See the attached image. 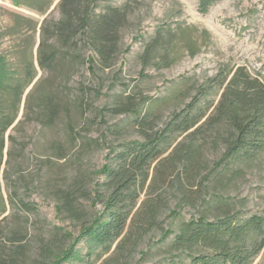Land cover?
Listing matches in <instances>:
<instances>
[{
	"label": "rangeland",
	"instance_id": "1",
	"mask_svg": "<svg viewBox=\"0 0 264 264\" xmlns=\"http://www.w3.org/2000/svg\"><path fill=\"white\" fill-rule=\"evenodd\" d=\"M58 1L0 0V77L5 72L19 78L27 62L37 74L25 90L28 99L17 125L6 134L10 140L0 180L7 205L0 217V247L6 254L21 247L27 264L55 228L76 233L78 226L55 211L60 197L67 191L87 193L109 148L141 141L139 118L159 129L206 80L237 67L264 84V0H217L206 13L197 11L195 0H103L101 7L127 6L129 20L116 63L98 78L85 65L66 69L56 63L51 71L38 67L40 49H58L49 34L59 18ZM154 39L159 48L148 59L145 45ZM37 93L46 96L47 115H38ZM219 94L214 90L204 106L215 104ZM119 108L136 113L118 114ZM205 155L216 160L219 152ZM222 195L245 216L264 213V154ZM79 203L84 215L92 212L88 201ZM191 212L186 209L183 215L188 218ZM159 239L158 234L147 236L139 247L147 255L136 252L132 263L188 264L174 259L169 241L160 244ZM251 264H264V248Z\"/></svg>",
	"mask_w": 264,
	"mask_h": 264
},
{
	"label": "trees",
	"instance_id": "2",
	"mask_svg": "<svg viewBox=\"0 0 264 264\" xmlns=\"http://www.w3.org/2000/svg\"><path fill=\"white\" fill-rule=\"evenodd\" d=\"M102 1H58L59 18L49 28L58 49H40L41 70L60 63L66 69L85 65L98 78L113 67L129 13L127 6L101 7ZM195 1L197 11L206 13L217 0ZM154 41L145 45L148 59L159 48ZM59 51L70 56L59 57ZM34 68L27 62L19 78L5 72L0 77V180L7 163L6 134L18 123L28 99L25 90L36 80ZM217 89L216 103L204 106ZM35 99L38 115H47L46 96L37 93ZM117 113L136 110L119 108ZM139 126L142 140L109 148L87 193L67 191L60 197L57 215L78 229L55 228L30 264H135L136 252L147 255L139 247L151 234L159 235L160 244L169 241V253L188 264H251L264 248V213L245 216L222 194L264 154L262 81L242 67L218 73L162 127L155 130L145 118H139ZM206 151L219 152V157L210 161ZM80 199L90 203L92 212L82 213ZM6 207L0 195V217ZM190 208L194 212L185 218ZM20 248L6 254L0 247L6 257L0 264H27Z\"/></svg>",
	"mask_w": 264,
	"mask_h": 264
}]
</instances>
